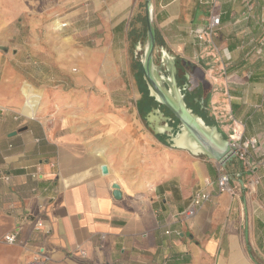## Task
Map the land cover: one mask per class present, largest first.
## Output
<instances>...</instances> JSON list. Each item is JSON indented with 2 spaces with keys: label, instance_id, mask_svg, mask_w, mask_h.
<instances>
[{
  "label": "crops",
  "instance_id": "crops-1",
  "mask_svg": "<svg viewBox=\"0 0 264 264\" xmlns=\"http://www.w3.org/2000/svg\"><path fill=\"white\" fill-rule=\"evenodd\" d=\"M64 1L105 37L100 52L133 61V79L146 89L145 0ZM152 5L155 56L175 60L191 108L226 139H257L249 167L169 147L149 129L153 107L139 87L108 90L105 105L52 124L35 120L41 110L20 121L0 105V264H27L37 247L50 256L46 264H264V0H218L221 25L206 40L198 32L209 0ZM116 96L134 103L116 104ZM220 168L232 192L219 191ZM197 193L209 199L186 219ZM12 232L17 243L9 245Z\"/></svg>",
  "mask_w": 264,
  "mask_h": 264
},
{
  "label": "rangeland",
  "instance_id": "rangeland-1",
  "mask_svg": "<svg viewBox=\"0 0 264 264\" xmlns=\"http://www.w3.org/2000/svg\"><path fill=\"white\" fill-rule=\"evenodd\" d=\"M73 3L0 0V105L13 110L20 121L41 110L35 120L52 124L59 116L105 105L108 90L139 87L147 96L145 87L133 79V61L126 64L122 54L100 52L105 37H97L86 14ZM155 63L161 64L158 55ZM160 70L168 76L165 67ZM129 98L134 103L132 96H116L115 103ZM146 103L147 110L157 107L150 99Z\"/></svg>",
  "mask_w": 264,
  "mask_h": 264
},
{
  "label": "water",
  "instance_id": "water-1",
  "mask_svg": "<svg viewBox=\"0 0 264 264\" xmlns=\"http://www.w3.org/2000/svg\"><path fill=\"white\" fill-rule=\"evenodd\" d=\"M145 19L147 39L141 64L148 95L157 104V107H153L146 116L149 129L154 135L164 137V142L172 149L187 151L194 156H203L226 167L228 163L237 158V154L230 141L216 125L207 124L198 112L188 106L186 92L189 84H179L175 60L171 57V64L164 63L163 56L166 52L162 51L160 66L155 63L157 38L152 0H145ZM161 67L166 68L168 76L162 74ZM153 114L161 118L160 124L162 123L161 125L165 127L163 131L157 130L156 124L151 120ZM16 134L14 132L10 136ZM102 172L107 174L108 167L104 165ZM113 189L114 197L121 199L120 186L114 184Z\"/></svg>",
  "mask_w": 264,
  "mask_h": 264
},
{
  "label": "built area",
  "instance_id": "built-area-1",
  "mask_svg": "<svg viewBox=\"0 0 264 264\" xmlns=\"http://www.w3.org/2000/svg\"><path fill=\"white\" fill-rule=\"evenodd\" d=\"M211 6V16L209 18V22L204 30L199 31L198 35L201 40H206L210 38L215 31L221 25V15L218 12L216 6L218 0H209ZM229 141L231 143L232 148L234 149L235 153L237 154V158L242 160L246 163L249 167L250 163L248 160V150L251 147H256L258 145L257 139H249L242 141L240 135L237 132H234L233 135L229 137ZM220 174L218 177V187L220 192H232L231 188V176L227 174L223 169L220 168ZM257 183V181H256ZM209 199L207 194L197 193L191 203V206L184 212V216L186 219H190L194 217L196 213V207L201 205L203 201ZM39 228V225H38ZM105 236H101V240H104ZM4 240L9 245H14L17 243V233L12 232L7 234L4 237ZM82 255L85 256L86 253L81 251ZM50 256L48 255L47 251L44 247H37L35 250L32 251L31 259L27 264H46L50 261Z\"/></svg>",
  "mask_w": 264,
  "mask_h": 264
},
{
  "label": "bare ground",
  "instance_id": "bare-ground-1",
  "mask_svg": "<svg viewBox=\"0 0 264 264\" xmlns=\"http://www.w3.org/2000/svg\"><path fill=\"white\" fill-rule=\"evenodd\" d=\"M171 61H172L171 57L169 55H167L166 53H164L163 62L166 64H171ZM166 79H168V78H166ZM160 119L161 118L159 116H156L155 114H153L151 116V120L156 124L157 130L163 131L165 129V127H164V125L160 124Z\"/></svg>",
  "mask_w": 264,
  "mask_h": 264
},
{
  "label": "trees",
  "instance_id": "trees-1",
  "mask_svg": "<svg viewBox=\"0 0 264 264\" xmlns=\"http://www.w3.org/2000/svg\"><path fill=\"white\" fill-rule=\"evenodd\" d=\"M185 81V80H184ZM178 82H179V84L180 85H182V84H185L184 82L182 83L181 82V80H179V78H178ZM144 83H145V81H144ZM145 85H146V83H145ZM146 91H147V100H152L153 101V103H155V101L152 99V98H150L149 97V95H148V89H147V85H146ZM186 102H187V104H188V106L191 108V102H190V99L186 96ZM156 104V103H155ZM157 105V104H156ZM165 109V108H164ZM166 110V109H165ZM166 112H168L167 110H166ZM200 114V113H199ZM201 115V114H200ZM202 116V115H201ZM207 124H209V123H207ZM210 125H213V124H210Z\"/></svg>",
  "mask_w": 264,
  "mask_h": 264
},
{
  "label": "flooded vegetation",
  "instance_id": "flooded-vegetation-1",
  "mask_svg": "<svg viewBox=\"0 0 264 264\" xmlns=\"http://www.w3.org/2000/svg\"><path fill=\"white\" fill-rule=\"evenodd\" d=\"M183 85V84H182ZM188 98H189V96L188 95H186Z\"/></svg>",
  "mask_w": 264,
  "mask_h": 264
}]
</instances>
